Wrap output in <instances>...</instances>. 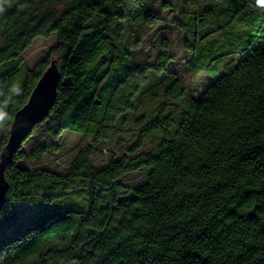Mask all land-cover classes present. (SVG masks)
<instances>
[{"label": "trees", "instance_id": "obj_1", "mask_svg": "<svg viewBox=\"0 0 264 264\" xmlns=\"http://www.w3.org/2000/svg\"><path fill=\"white\" fill-rule=\"evenodd\" d=\"M215 2L0 0V108L9 107L0 119V152L14 114L50 65L29 69L23 62L35 39L54 36L60 75L53 108L5 174L0 264L33 256L39 264H264V3L224 0L216 10ZM218 11L231 16L204 33L202 22ZM240 20L251 33L235 52L239 60L203 87L201 44ZM142 26L155 27L146 48L157 46V57L136 64L132 53L145 51H138ZM174 29L179 38L172 41ZM180 53L188 55L180 68L202 76L193 88L169 67ZM19 76L24 81L15 89ZM129 123L139 127L137 141L94 167V146L128 134ZM43 124L50 144L23 152ZM65 133L93 139L67 173L23 166L58 151L56 139ZM140 170V184H125ZM23 204L31 205L16 223V205Z\"/></svg>", "mask_w": 264, "mask_h": 264}, {"label": "rangeland", "instance_id": "obj_2", "mask_svg": "<svg viewBox=\"0 0 264 264\" xmlns=\"http://www.w3.org/2000/svg\"><path fill=\"white\" fill-rule=\"evenodd\" d=\"M224 0H216L213 4V7L217 10L218 7H221ZM163 2V0H161ZM195 2V1H193ZM198 7V6H197ZM199 10V7L197 8ZM242 10L239 11L241 13ZM225 14V15H224ZM224 14H216L214 17L208 18L207 22H202V31L209 29H216L217 27L222 26L227 19L230 18L231 12H224ZM173 15V16H172ZM178 15L177 13H170L169 16L175 17ZM188 20V28L191 29L192 20L189 16ZM238 25H234L232 28L228 29L226 32L218 35L215 37L213 42L204 41L200 47V54L199 55V64L202 65L205 69L203 71V78L204 83L203 87L208 84V81L214 80L219 78L223 74V67L225 64L229 63L230 61H238V57L235 55V52L241 51L246 44L247 36L251 33L250 29L248 30L246 27V23L243 21H237ZM125 27V26H124ZM155 32V27L147 28L142 26L141 27V35H140V43H139V50H145L142 53L133 52L132 53V63L136 64H143V63H152L157 57V49L158 47L155 46L153 49L149 50L146 48L150 44L151 35ZM177 30H173L168 37L173 39L174 41L175 35L176 39L179 38L177 35ZM125 37V34H124ZM172 37V38H171ZM220 37V38H219ZM218 42V43H217ZM55 45V38L54 36H50L47 38H37L33 41L31 46L23 53L21 56L24 63L27 64L29 69L33 68L38 62L47 61L48 64L54 63L58 65L59 57L56 52H52V48ZM179 51V50H178ZM174 47L171 49V54H175ZM181 54V53H180ZM227 54V55H225ZM174 56V55H173ZM182 57L183 60H180ZM188 55H175V60L173 64L169 67L173 70H177L178 75L182 78L183 85L193 88L196 85V81L202 80V76L199 73L191 71L190 69H185L184 71L180 68L185 58ZM212 63L213 68L208 69L209 64ZM50 66V65H49ZM173 67V68H172ZM211 68V67H210ZM151 77L153 80H158L161 76L151 73ZM17 84L15 85V89H17L24 81V77L19 76L16 80ZM16 91V90H14ZM8 106L5 104L3 107L0 108V119L4 118L8 112ZM130 116L128 115L127 118ZM126 123V122H125ZM131 127L128 134H118L116 136L111 137L107 141H102L101 143L94 146L97 151L99 152L93 153L91 158V163L94 167H102L104 166L109 159L111 153L116 154L118 157L122 156L126 153L128 147L131 144V141H137L139 138L138 126L136 124H128L125 127ZM133 126V127H132ZM46 124L41 125L33 135H31L25 142L22 147L23 152H28L32 150L37 144L46 145L50 144L49 139L44 135V128ZM2 135V130L0 128V139ZM131 136V137H130ZM92 137H86L81 135H75L72 133H65L58 139H56V143L59 145V150L53 153H47L35 161L32 162H25L23 166L31 168V169H41V170H49L53 171L58 174H65L69 169V162L71 161L72 157L78 151L79 148L91 145L92 144ZM155 142L154 138L147 140L144 144V149L150 148ZM145 178L144 171H136L128 174L124 178V182L127 185L135 186L140 184ZM78 188L77 186H72L71 192L75 191L74 189ZM78 191V190H77ZM78 196L72 197L73 200H78ZM31 204H23V205H16L17 209V217L15 222L21 223L25 220L23 216V209L29 207ZM33 207V206H30ZM50 244H52L50 242ZM50 245L46 244L42 248V252L45 251ZM39 259L37 256L30 257L24 264H39ZM69 264H77V263H69Z\"/></svg>", "mask_w": 264, "mask_h": 264}, {"label": "water", "instance_id": "obj_3", "mask_svg": "<svg viewBox=\"0 0 264 264\" xmlns=\"http://www.w3.org/2000/svg\"><path fill=\"white\" fill-rule=\"evenodd\" d=\"M59 80L56 65L50 63L32 89L25 105L13 116L7 142L0 152V209L5 205L9 190L6 171L22 142L31 134L34 127L49 115L56 102V87Z\"/></svg>", "mask_w": 264, "mask_h": 264}, {"label": "snow or ice", "instance_id": "obj_4", "mask_svg": "<svg viewBox=\"0 0 264 264\" xmlns=\"http://www.w3.org/2000/svg\"><path fill=\"white\" fill-rule=\"evenodd\" d=\"M261 3H264V0H261Z\"/></svg>", "mask_w": 264, "mask_h": 264}]
</instances>
